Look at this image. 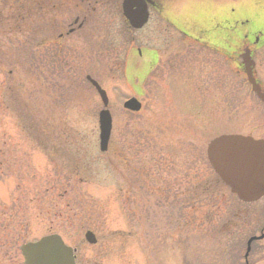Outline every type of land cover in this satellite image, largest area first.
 Segmentation results:
<instances>
[{
	"label": "rangeland",
	"instance_id": "374dc122",
	"mask_svg": "<svg viewBox=\"0 0 264 264\" xmlns=\"http://www.w3.org/2000/svg\"><path fill=\"white\" fill-rule=\"evenodd\" d=\"M242 1L231 0L232 9ZM167 5L169 20L186 30L209 22L197 0ZM95 9L85 37L38 50L25 34L9 41L0 31V96L11 81L23 112L20 126L15 112L0 104V264H23L19 247L51 234L76 250V264H243L246 240L263 228L264 202L245 205L222 189L205 147L222 134L264 139L263 107L235 65L229 69L223 57L203 49L186 50L172 26L159 27L152 18L135 33L126 29L118 7L105 9L108 19L101 6ZM71 10L66 4L57 11L54 24L56 18L59 26L71 23ZM144 39L168 54L179 47L178 61L191 76L156 66L143 80L142 74L130 79L129 66L143 70L139 74L146 69L131 51L143 49L138 43ZM253 59L264 90V50ZM86 76L108 98L112 130L105 154L98 150L103 107ZM130 97L142 106L137 114L122 108ZM118 153L140 179L138 186L128 185L130 192L142 190L150 201L125 198L123 181L130 177L117 163ZM202 190L210 195L194 202ZM230 212L236 221L229 220ZM87 231L95 245L85 242ZM247 262L264 264V239L254 244Z\"/></svg>",
	"mask_w": 264,
	"mask_h": 264
},
{
	"label": "flooded vegetation",
	"instance_id": "af4514ba",
	"mask_svg": "<svg viewBox=\"0 0 264 264\" xmlns=\"http://www.w3.org/2000/svg\"><path fill=\"white\" fill-rule=\"evenodd\" d=\"M121 1L122 0H52L53 4H56L57 2L64 3L65 5L67 4L72 9V13H74L69 15L73 18L71 23L65 21L63 25L58 27L54 24V21L51 22V39L53 41L55 39L56 41H60L64 38L66 39L73 36L85 37L87 31L86 25L94 20L93 16L96 14L95 7L97 5L106 8L108 6L118 7ZM183 1L185 0H150L148 6L149 19L153 18L159 27L162 24L167 25V23H170L167 3L172 4L178 2L181 4ZM187 1L192 3V0ZM197 2L205 7L204 9L208 14L207 17H209V22L203 24L202 27H192V29L189 28L187 30L184 29V24L182 22L177 21L178 23L175 24L178 40L183 43L182 45L186 46V50L203 49L210 54L223 57L227 61L229 69L232 66V61L235 62L234 64L236 65V68L241 69L239 58L237 56H240L246 50L249 51L252 58L255 53L264 50V0H244L242 3L240 2L237 4V8L235 9L237 10L236 14L238 16V20L235 22L236 28L232 25L231 13L233 9L231 7V0H197ZM152 13H154L153 16ZM104 14L105 13L101 15ZM109 16L111 15H104L106 19H108ZM255 22L257 24H255ZM170 24L173 23L171 22ZM65 28L66 31H64ZM141 30L138 31L140 32ZM40 33L41 32H39L38 35H40ZM159 33L162 34V31ZM157 35L156 38L161 36L158 33ZM162 41L163 40H161L160 44L163 45ZM132 43V45L135 44L133 40ZM140 43H144L142 46L143 49L133 46L131 47V51L136 54L138 57L137 60H140L139 65L142 67L146 65V69H144L145 71L143 73L141 72L139 74V72L143 70H139L135 65L129 66V69L127 70L128 77L138 79V75L142 74L143 76L140 80H143L146 75L154 71L156 66H160L162 69L165 67L168 69L169 67L171 74L177 75L180 78L183 76H186L187 78L191 76V72L188 69L182 68V59L181 61H178L179 56L182 55V53H178L179 47L168 54L166 47L165 50L159 51L158 48L147 46L149 45L148 39H144L138 44ZM188 45L191 46L188 47ZM180 48L182 49L183 47ZM176 67L177 69H175ZM136 71H138V74H134ZM133 74L137 75V77ZM254 76L256 78L255 70ZM17 89H20V87H17ZM18 97L17 94L14 96L11 87L6 88L2 99V107L9 110L11 113L15 111L17 121L21 126L22 108L17 101ZM261 200L264 202V198ZM248 215L249 214H247L246 211L244 214L246 220Z\"/></svg>",
	"mask_w": 264,
	"mask_h": 264
},
{
	"label": "water",
	"instance_id": "95a60500",
	"mask_svg": "<svg viewBox=\"0 0 264 264\" xmlns=\"http://www.w3.org/2000/svg\"><path fill=\"white\" fill-rule=\"evenodd\" d=\"M149 0H124L122 14L128 25L133 29L141 28L147 21L146 5ZM243 72L251 91L264 104V96L252 75L253 62L249 52L242 56ZM96 90L104 108L107 106L105 92L96 82L87 77ZM124 108L132 112L140 110L139 103L131 99ZM99 150H107L111 131V118L106 109L98 114ZM206 157L213 172L230 192L243 202H251L264 196V140H254L241 135H222L211 140L206 147ZM89 244H95L90 233L85 234ZM252 238L248 241L262 239ZM24 264H74L72 250L63 245L58 236H48L35 243H28L20 248ZM248 251V249H247ZM247 255V254H245Z\"/></svg>",
	"mask_w": 264,
	"mask_h": 264
},
{
	"label": "trees",
	"instance_id": "16d2710c",
	"mask_svg": "<svg viewBox=\"0 0 264 264\" xmlns=\"http://www.w3.org/2000/svg\"><path fill=\"white\" fill-rule=\"evenodd\" d=\"M65 6L66 5L64 3H60V2L53 4L52 0H0V31L3 33V36L9 41H11L14 38V36L16 37V39L23 38L25 34L26 36L24 37V39L31 40V45L34 44L35 45L34 49H37L38 46L45 45L46 43H50V41H52L51 39V22L53 21L52 17L57 11L58 12L61 11L62 8ZM56 22L58 24V27H60L61 25L59 26V24L62 23V21L57 20L56 18ZM39 32H41L40 35H38ZM36 61H38L37 57H36ZM35 64L36 62L34 63V65ZM13 94L15 93L13 92ZM27 130L28 132L32 130L31 125H29V128L27 127ZM116 155H117L118 163L122 167L126 168L127 174L130 177L128 183L126 180L128 189H129L128 185L135 186L136 184L138 186V181L140 179L134 176L135 174L133 175L132 170H130L129 167L126 165L127 162L124 161L125 158L124 154L118 153ZM142 182L145 185V181ZM215 182L216 183L218 182L221 185V188L225 189L224 186L217 180V178ZM144 190L145 189L143 188V191ZM141 192L142 190H139L135 194H129L127 197L128 201L129 199H131V201H135V200L137 201L138 199H143L147 202L150 201V199H147L150 198V196H148L147 193L146 194L143 193L144 195H142ZM213 192H215V190ZM207 195H210V193H207L204 190H202L200 193H198L196 197H194L193 201L195 202V200H198V198H204ZM201 201L202 200H199V202ZM214 202H216L215 199ZM155 203L159 205V201ZM132 209H137V208L134 207ZM197 211L198 212L200 211L199 208H197ZM235 217L236 215L231 214V212L228 215L229 220L236 221ZM209 219L211 218L207 216V221Z\"/></svg>",
	"mask_w": 264,
	"mask_h": 264
}]
</instances>
